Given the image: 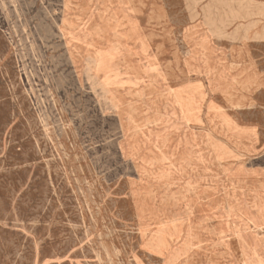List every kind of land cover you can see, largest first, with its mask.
Here are the masks:
<instances>
[{"label": "rangeland", "instance_id": "1", "mask_svg": "<svg viewBox=\"0 0 264 264\" xmlns=\"http://www.w3.org/2000/svg\"><path fill=\"white\" fill-rule=\"evenodd\" d=\"M89 2L140 17L124 106L64 0H0V264H264L263 0Z\"/></svg>", "mask_w": 264, "mask_h": 264}, {"label": "crops", "instance_id": "2", "mask_svg": "<svg viewBox=\"0 0 264 264\" xmlns=\"http://www.w3.org/2000/svg\"><path fill=\"white\" fill-rule=\"evenodd\" d=\"M89 1L64 0L60 21L63 45L72 56H96L100 52L103 57H110L121 76L113 92L118 105L124 106L134 101L143 88L140 17L133 13L112 22L110 27L107 19L99 20L93 14Z\"/></svg>", "mask_w": 264, "mask_h": 264}, {"label": "bare ground", "instance_id": "3", "mask_svg": "<svg viewBox=\"0 0 264 264\" xmlns=\"http://www.w3.org/2000/svg\"><path fill=\"white\" fill-rule=\"evenodd\" d=\"M246 229V228H245Z\"/></svg>", "mask_w": 264, "mask_h": 264}]
</instances>
